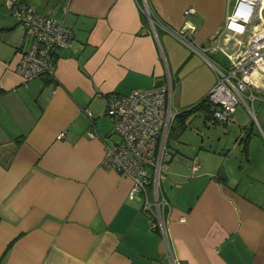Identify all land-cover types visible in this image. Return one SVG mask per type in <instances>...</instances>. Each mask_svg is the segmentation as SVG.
<instances>
[{
	"label": "crops",
	"instance_id": "0c3cea01",
	"mask_svg": "<svg viewBox=\"0 0 264 264\" xmlns=\"http://www.w3.org/2000/svg\"><path fill=\"white\" fill-rule=\"evenodd\" d=\"M5 1L0 264H264L261 97L242 103L249 120L235 111L217 126L227 137L201 154L197 171L185 146L167 149L163 229L149 226L142 194L128 197L133 178L100 164L104 144L118 138L106 114L109 94L170 81L172 105L206 97L217 80L206 57L221 52H195L170 28L190 22L195 40L210 42L232 0H27L40 13L63 16L74 33L72 45L56 51L55 77L28 81L14 69L27 39ZM188 7L194 11L185 14ZM222 41L234 49L231 33ZM215 157L222 160L213 164Z\"/></svg>",
	"mask_w": 264,
	"mask_h": 264
},
{
	"label": "built area",
	"instance_id": "2783aa9c",
	"mask_svg": "<svg viewBox=\"0 0 264 264\" xmlns=\"http://www.w3.org/2000/svg\"><path fill=\"white\" fill-rule=\"evenodd\" d=\"M5 4L27 39L19 52L15 71L24 81L41 76L54 78L56 51L72 45V28L63 16L40 13L27 0H6ZM66 9L67 3L61 7L63 15ZM145 10L153 20L154 14L147 7ZM193 11V7H188L184 13ZM170 29L193 51L202 55L221 52L227 59L219 62L206 57L217 72V80L206 95L210 122L231 121L238 103L247 104L257 97L264 99V0H232L210 42L198 43L196 27L190 22ZM225 33H231L234 49L223 43ZM177 113L172 108L170 81L107 97L106 114L118 138L104 144L100 164L133 178L128 197L134 199L142 194V209L151 228L163 229L168 201L161 191L160 176L167 168V138ZM89 135L94 133L89 131ZM186 162L192 172L200 167L197 157L187 158Z\"/></svg>",
	"mask_w": 264,
	"mask_h": 264
},
{
	"label": "rangeland",
	"instance_id": "374dc122",
	"mask_svg": "<svg viewBox=\"0 0 264 264\" xmlns=\"http://www.w3.org/2000/svg\"><path fill=\"white\" fill-rule=\"evenodd\" d=\"M213 59H216L219 62L227 61L225 56H223L221 53H216ZM172 108L174 112L179 113L187 109L188 106L180 108L179 106H175V104L173 103ZM235 111H238L237 115L239 112H242L243 118L246 121L249 120V112L247 111L244 104L238 103ZM204 116L205 111L202 107H195L185 115H177L173 121L171 132L167 138L168 149L172 150L174 148L185 146L184 148H186L187 151H181H183L187 155L194 154L193 156L195 157L197 155V159H199L200 162H203V157L201 154L213 151L215 149V146L217 145L216 142L219 143V141L221 140L222 142H224L228 133H223L222 130H219L217 128L218 125L220 126L223 123L212 124L209 120L208 122H210L211 124L205 123ZM230 129H232V127ZM221 160V157H215V162H213V164L219 163ZM164 173L166 172H163L162 175H164ZM207 175L212 174L207 172ZM221 177L222 178L220 180L224 182L223 176Z\"/></svg>",
	"mask_w": 264,
	"mask_h": 264
},
{
	"label": "trees",
	"instance_id": "16d2710c",
	"mask_svg": "<svg viewBox=\"0 0 264 264\" xmlns=\"http://www.w3.org/2000/svg\"><path fill=\"white\" fill-rule=\"evenodd\" d=\"M207 98L206 97H204L202 100H200V101H198L197 103H195V104H193V105H191L190 107H188L187 109H185V110H183V111H181V112H179V113H177V115H185L187 112H189V111H191L192 109H194L195 107H202L203 108V106H205V104H206V108H205V110L206 111H208V104H207V100H206ZM176 115V116H177Z\"/></svg>",
	"mask_w": 264,
	"mask_h": 264
},
{
	"label": "bare ground",
	"instance_id": "6f19581e",
	"mask_svg": "<svg viewBox=\"0 0 264 264\" xmlns=\"http://www.w3.org/2000/svg\"><path fill=\"white\" fill-rule=\"evenodd\" d=\"M115 170V169H114Z\"/></svg>",
	"mask_w": 264,
	"mask_h": 264
}]
</instances>
